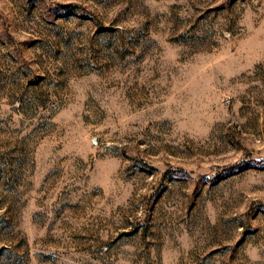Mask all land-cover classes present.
<instances>
[{"label":"rangeland","instance_id":"obj_1","mask_svg":"<svg viewBox=\"0 0 264 264\" xmlns=\"http://www.w3.org/2000/svg\"><path fill=\"white\" fill-rule=\"evenodd\" d=\"M0 264H264V0H0Z\"/></svg>","mask_w":264,"mask_h":264}]
</instances>
